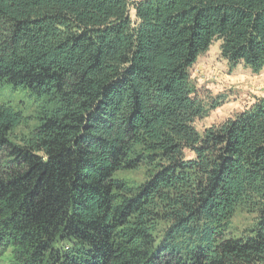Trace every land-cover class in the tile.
Listing matches in <instances>:
<instances>
[{
    "label": "trees",
    "instance_id": "1",
    "mask_svg": "<svg viewBox=\"0 0 264 264\" xmlns=\"http://www.w3.org/2000/svg\"><path fill=\"white\" fill-rule=\"evenodd\" d=\"M217 39L263 72L264 0H0V84L52 109L0 105V264H264V98L198 127Z\"/></svg>",
    "mask_w": 264,
    "mask_h": 264
},
{
    "label": "rangeland",
    "instance_id": "2",
    "mask_svg": "<svg viewBox=\"0 0 264 264\" xmlns=\"http://www.w3.org/2000/svg\"><path fill=\"white\" fill-rule=\"evenodd\" d=\"M221 44V40H215L209 50L199 57L197 63L191 69L192 78L199 88L213 92H225L228 96L227 104L209 119L198 123L200 129L221 122L242 109L248 101V97L239 93L238 89L252 88V85H249L248 82H242L239 77L235 78L228 75L232 70L228 62L221 57ZM46 102V97L32 94L26 87H15L7 81L0 84V105H10L22 114V123L13 131L18 138L30 135L41 125L42 119L45 117V111L52 110L51 105H47ZM120 175L121 173H116L114 178H119ZM132 175L141 179L142 174L139 172ZM250 221V217L238 212L234 219V227L240 232L250 226Z\"/></svg>",
    "mask_w": 264,
    "mask_h": 264
},
{
    "label": "crops",
    "instance_id": "3",
    "mask_svg": "<svg viewBox=\"0 0 264 264\" xmlns=\"http://www.w3.org/2000/svg\"><path fill=\"white\" fill-rule=\"evenodd\" d=\"M229 76L239 77L242 82H248L252 85L251 89L237 88L239 93L247 96V102L243 105L244 107L239 111H242L245 106L251 105L256 98H264V70L260 74H254L250 69L239 65L234 70L230 71ZM248 88V87H247Z\"/></svg>",
    "mask_w": 264,
    "mask_h": 264
}]
</instances>
